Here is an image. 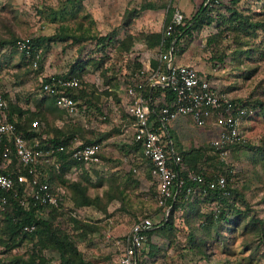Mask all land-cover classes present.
<instances>
[{
	"label": "rangeland",
	"instance_id": "374dc122",
	"mask_svg": "<svg viewBox=\"0 0 264 264\" xmlns=\"http://www.w3.org/2000/svg\"><path fill=\"white\" fill-rule=\"evenodd\" d=\"M216 1L199 15V26L189 24L190 35L182 39L184 50L176 58L190 61L222 93L244 101L253 113L242 123L245 144L222 161L209 146L214 129L175 119L180 124L175 127L180 130L179 150L193 151L188 165L207 178L230 174L229 188L235 192L224 202L228 220L223 214L215 221L206 220L218 208L215 201L188 195L173 214L171 229L151 237L161 264L197 258L206 264L205 248L208 264H264V0ZM205 2L0 0V92L8 106L22 111V121L43 118L50 138L60 131V138L73 133L77 142L103 141L105 159L97 169L68 170L57 174L55 183L63 210L51 217L52 225L68 237L84 262L117 264L120 252L114 242L139 218L160 216L148 164L132 146L131 131L126 132L123 82L147 56L131 53L147 41L157 44L175 9L187 24ZM37 37L54 40L42 42L41 62L33 69L9 41ZM105 37L107 41L99 40ZM72 69L80 88L87 87L84 98L76 100L77 112L59 109L39 93L41 77L67 75ZM14 117L19 120L17 113ZM2 229L0 221V264H28L31 259L61 264L60 251L46 237L11 240Z\"/></svg>",
	"mask_w": 264,
	"mask_h": 264
},
{
	"label": "built area",
	"instance_id": "2783aa9c",
	"mask_svg": "<svg viewBox=\"0 0 264 264\" xmlns=\"http://www.w3.org/2000/svg\"><path fill=\"white\" fill-rule=\"evenodd\" d=\"M216 2L206 0L204 5L211 7ZM182 24L184 18L175 9L164 26L162 42L173 34L175 27ZM31 49V38L16 42V50L24 53L27 59L32 58ZM173 49L174 45L170 52H161L154 66L149 62L143 64L134 72L133 83L123 86L121 105L129 121L126 132L131 131V140L140 146L138 153L151 167L160 216L157 219L155 217L158 215L139 218L131 225L127 234L114 242L120 252L117 264H161L156 259H150L146 253L148 233L167 221L172 205L181 198L184 184L177 170L182 156L168 135V123L177 117H186L197 127L214 129L216 136L210 139L209 146L224 160L229 156L232 146L245 142L242 123L253 113L244 101L232 99L222 93L207 75L194 66L176 64L175 55H172ZM40 58L39 49L31 59L33 69L38 68ZM39 86L41 95L55 98V107L77 112L78 102L65 93L69 88L81 87L76 77H41ZM156 88L169 89L173 99L160 108L159 116L151 119L153 103L160 104L165 97L163 92L155 96L153 101L152 90ZM147 89L149 93L145 95ZM17 122L15 117L10 119L7 101L0 92V211H4L8 203L6 195L10 194L18 199L24 209L28 210L33 204L39 216H43L48 209H57L60 212L63 210L60 193L48 181L51 170L61 171L62 164L57 154L68 153L74 161L85 164L89 172L102 164L99 154L103 151V145L83 144L76 139L68 143H54L45 136L42 140H49L45 143L37 138L30 141L27 134L17 128ZM37 126L36 120L31 122V127ZM68 170L73 173L82 171L75 164ZM190 177L196 184L206 185L210 191H220L223 195L227 194L225 190L231 181L222 175L208 181L204 176L194 173ZM196 192L202 197L206 196V190L197 191L193 188H188L186 195ZM72 216L75 217V213ZM34 230V225L23 227L26 232ZM172 264L203 263L201 260H190Z\"/></svg>",
	"mask_w": 264,
	"mask_h": 264
},
{
	"label": "trees",
	"instance_id": "16d2710c",
	"mask_svg": "<svg viewBox=\"0 0 264 264\" xmlns=\"http://www.w3.org/2000/svg\"><path fill=\"white\" fill-rule=\"evenodd\" d=\"M144 9H151L148 6L143 7ZM208 7H203V5H201L199 7V9L192 15L190 21L185 24V19H184V24L179 25L177 27H175V31L173 32V34L167 38H165L164 42H162L163 39V32L158 35V42L157 44L154 42L155 46H158L162 43V46H164L163 48L166 49L170 47V45L174 42V49H173V54H177L179 51H183L184 47H182V39L184 37H186L187 35H190V30H189V24L190 23H195V25L200 24L201 22V16L199 17L200 14H202L203 12L207 11ZM170 20V17H168L166 23ZM207 22L210 23L212 22V19L209 17L207 19ZM64 37H59L60 39L65 38ZM108 37L105 38H101L99 40L103 41H107ZM19 39H15L12 41H9L10 43L12 42L14 49H16V42ZM52 41L54 40V37H37V38H31V46H32V55L31 57L34 58L37 50H41V44L43 41ZM80 39H75V41H79ZM0 45H2V43H0ZM121 46V45H120ZM22 57L27 61L26 63H28L30 66L32 65V58L27 59L24 55V53H21ZM176 56V55H175ZM41 60L38 61V67L40 65ZM141 67L140 64H138V67L132 72L131 76L125 80L123 82L124 86L133 83V74L136 70H138ZM75 71L74 69H72L70 71L69 74H67L68 76H74L76 77L78 80L79 78L77 77V75H74ZM62 76H55L57 78L63 77ZM66 76V75H65ZM80 82V81H79ZM85 88H87L86 86L82 87V88H69L65 91L66 94H68L69 96H71L75 101L84 98V96L86 95V90ZM147 92L149 93V90H146V94ZM165 93V97L162 100V102L160 104L155 105L153 103L152 105V109L154 110V112L151 115V119H155L157 116H159V110L161 107H163L164 105H168L169 102L173 99V94L171 93V91L169 89H165V90H161L160 88H156L154 90H152V100L154 101V97L155 96H159L161 95V93ZM45 98L49 99L51 101V103L55 106V98L52 96H45ZM14 113L18 114V122H17V128L22 130L23 132H25L27 134V136L30 138L31 140L34 139H39L42 143H45L47 141H51V142H64V143H68V141L70 140H74V134H68L65 135L64 138H60L59 137V132L60 131H56V137H52L50 138L46 132H48V128L46 127V124L43 122L44 119L39 117V116H35L36 119L31 118L33 120H36L38 122V126L36 128L31 127V122L32 120H27V121H22L21 120V116H22V111L17 108L14 105H9L8 106V114L10 119H13L14 117ZM31 121V122H30ZM168 135L170 137V139L172 140L173 144L175 142V144L177 145V147H175V149L177 148L178 152L180 153V155L182 156V162L181 164L178 166L177 170L179 171V176L182 178L184 184L181 188V198L179 199V201L175 202L170 210L169 216L167 221L160 227L155 228L154 230H152L151 232L148 233V241H147V245L149 246L146 249V253L148 255V257L150 259H156L155 255L157 252V246L155 244H153L151 242V237L160 231H166L171 229V227L173 226V214L178 210V208L180 207L181 203H183V201L185 199L188 198V196L186 195V190L188 188H193L197 191H201V190H206V199H209L210 201H215L218 204V208L215 209L214 211L210 212L209 215H207V219L206 220H211V221H215L218 219H221L222 215L224 214L223 218L225 220H228V215H225L224 213V202L225 199L227 197V195H231V193L235 192V190L229 188H226V195H223L220 191H210L209 189H207L206 185H199L196 184L195 181H193V179L190 177L192 175V173L197 174V175H202L205 177V179L208 181L209 179H215L217 177H210L207 178L205 176V174L203 172H200L198 169H196V167H191L190 165H188V162L190 161V156L193 154V151H183V150H179V143L177 142V139L175 137V134L172 130H170L168 127ZM43 136L47 137L49 140L45 141L42 140ZM175 139V141H174ZM103 142L102 140L98 139V140H89V141H82L83 144H91V143H101ZM132 146H134V149L138 150L140 148V146L138 144H135L132 140ZM245 142H241L238 143L234 146L231 147L230 149V153L232 151H235V149H237L238 147L244 145ZM210 148L212 149L213 153L219 157L218 153L216 152V150L210 146ZM58 159L61 162L62 166H61V171L60 172H53L52 170L50 171V173H48V181L50 183V185L52 186V188H54V190H56V178L58 177L57 174L60 173H64L65 171H68V169L73 165H77L78 168H80L82 170V173H88V171L86 170L85 164L80 163V162H76L74 161L71 156L68 153H58ZM230 155V154H229ZM105 153L102 151L99 154V157L101 159V161L103 162L105 159ZM144 159V158H143ZM220 159V157H219ZM145 160V159H144ZM221 160V159H220ZM222 161V160H221ZM147 162V161H146ZM148 163V162H147ZM149 164V163H148ZM188 166V167H187ZM181 170V171H180ZM220 176V175H219ZM224 176L229 180L231 178L230 174H227ZM81 192H83L81 190ZM197 193V192H196ZM0 194H2V192H0ZM236 194V193H235ZM83 199H84V203L90 205L92 203V201L87 197L84 196V192H83ZM199 196V194H195L192 193L191 197L193 196ZM7 199H8V203L4 209V211H0V221L3 223V232H5V234L9 235V237L11 238V240H14L15 238L18 237H32L33 235H39L40 237H46L48 240L52 241V244L55 248H57L60 251L61 254V264H89L87 262H84L76 248L73 246V244L69 241L68 237L66 235H62L60 230L57 229V227H54L52 225V219L51 217L53 215H55V213L57 214L58 210L57 209H48L45 211V214L43 216H39L36 212V207L31 204L30 208L24 209L18 199L14 198L12 195L7 194ZM199 198V197H198ZM62 202V196L60 195V203ZM171 201H170V205H171ZM47 212V213H46ZM26 225H34L35 226V230L33 232H26L23 231V227ZM264 240V238H263ZM4 241L0 239V242ZM191 241L194 242L193 237L191 236ZM264 244V241H263ZM5 247L9 250L11 247L10 245H5ZM205 262L206 264H208L209 262V250L208 248H205ZM157 260V259H156ZM195 260H201L199 258L195 259ZM154 262V261H153ZM203 262V261H202ZM28 264H45L44 262H36L34 259H31L29 261Z\"/></svg>",
	"mask_w": 264,
	"mask_h": 264
},
{
	"label": "crops",
	"instance_id": "0c3cea01",
	"mask_svg": "<svg viewBox=\"0 0 264 264\" xmlns=\"http://www.w3.org/2000/svg\"><path fill=\"white\" fill-rule=\"evenodd\" d=\"M148 44V41L147 42H145V44H144V47H142L141 49H140V51H138V52H136V53H131V54H133V55H147L146 56V59L144 58V59H140V65L142 66L143 64H145V63H147V62H149L151 65H155L156 64V61H157V58H158V55H160V53L161 52H170V48H171V46L173 45V44H171L170 45V47H169V49L168 48H166V49H164L163 47L164 46H162V44H160V45H158V46H155V45H147ZM15 51H17L20 55H21V53L18 51V50H16L15 49ZM148 55H156L155 57H150V56H148ZM172 55H176V54H173L172 53ZM174 59H175V62H176V64H181V65H190V66H194V65H192L191 63H190V61H188V60H186V59H177L176 58V56L174 57ZM196 68V67H195ZM197 69V68H196ZM199 71V70H198ZM201 72V71H200ZM202 73V72H201ZM206 75V74H205ZM187 119V122H192V121H190V119L189 118H186V117H181L180 118V121H182L183 120V122L185 123L186 120ZM175 121V120H174ZM174 121H171V122H169L168 123V128L170 129V130H172L173 132L175 131V129L177 130V132L175 133L174 132V134H175V137H176V139H177V142L179 143V139H178V137H177V135L179 136V129L178 128H175V127H180V124L178 123L177 125H176V122L174 123ZM177 134V135H176ZM177 150V149H176ZM178 151V150H177ZM148 164V163H147ZM147 172L149 173V175H150V177H151V167H150V165L148 164L147 165ZM152 181L154 182V180H153V178H152ZM155 183V182H154ZM117 262H118V260H117Z\"/></svg>",
	"mask_w": 264,
	"mask_h": 264
}]
</instances>
